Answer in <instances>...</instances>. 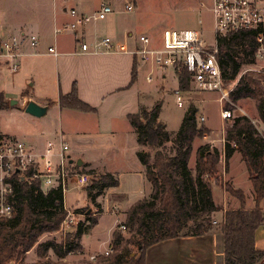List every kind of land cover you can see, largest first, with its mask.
<instances>
[{"label":"crops","instance_id":"obj_1","mask_svg":"<svg viewBox=\"0 0 264 264\" xmlns=\"http://www.w3.org/2000/svg\"><path fill=\"white\" fill-rule=\"evenodd\" d=\"M260 1L264 3V0ZM100 2L101 0H89V2L74 0L72 5L66 6V0H51L49 20L35 19L27 25L28 28L26 25L19 26V31L28 30L30 34H34L38 44L35 48L27 44L21 46L20 56L16 60L18 67L14 71L8 70L6 63L0 61V67H2L0 71L9 73L23 71V75L16 74L23 86L17 87L13 96L0 92L2 101L0 110L15 112L16 116L27 124L23 130L11 136L22 139L33 148H41L45 141L55 140L60 136L69 147L68 163L72 168L95 178L101 174H109L116 179L115 186L103 188L106 193L103 195L105 196L103 202L105 205L107 203L123 205L126 213L132 203L148 198L151 190L144 176V167L136 156V152L143 150L144 147L136 142V135L127 115L137 113L140 107L149 108L152 104L150 93L157 87L163 89V86H150L153 90H148L150 87L146 85V82H150L154 66L140 62L137 56L129 52L102 51L101 49L79 51L76 36H80L82 41L88 44L107 36L114 42L125 43L128 48L134 47L136 36L143 33L136 35L128 23L119 24L114 19L105 17L103 20L82 25L76 32L71 31V34H53L55 26L71 20L68 15L69 8H75L84 14H92L97 10ZM114 11L110 14L115 13ZM8 33L11 31L0 27V35ZM62 35L69 36L65 38ZM70 36H73L75 44ZM147 36L153 45L158 42L159 35ZM47 47H53L56 54L47 52ZM176 73L174 71V74ZM132 74L133 78H131ZM147 74L150 75V80L145 82ZM165 75L162 74L161 77L165 78ZM72 85L75 87L76 97L89 106L90 110L82 111L59 105V94L69 93ZM175 90L181 91L178 89L177 79ZM195 98L191 95L187 96V109L191 106L197 113L203 107L200 103L202 100L197 102L198 98ZM10 100L15 102L9 103ZM28 101L44 107V113L35 117L24 112V106ZM159 111L160 106L157 121L166 131L175 132L176 129H167V123L160 118ZM204 127L207 131L191 142L187 167L191 172L193 171L195 151L199 145L206 143L217 150L216 180L209 181L211 197L216 208L211 213V217L213 215L211 223L214 224L215 229L199 235H180L155 242L145 248L144 264H224L220 223L226 208L238 207V201L225 191L224 184L227 183L232 188L241 190L236 183L241 176L244 184L248 182L252 195L250 202L247 203L241 190L244 196V208L251 209L254 205L253 191L239 153L233 151L221 162L223 137H220V132L215 133L211 125L204 124ZM43 134L45 138H40ZM79 168L89 171H80ZM70 185L74 184L69 182L67 186ZM250 191L248 188V192ZM97 202L104 204L100 197ZM63 206L68 208L65 192ZM258 207L264 214V189ZM56 232L58 230L53 233ZM252 240L253 248L264 252V224L254 230ZM80 246H82L81 243ZM35 256V250L32 247L24 254L23 260L33 262L37 257Z\"/></svg>","mask_w":264,"mask_h":264},{"label":"trees","instance_id":"obj_2","mask_svg":"<svg viewBox=\"0 0 264 264\" xmlns=\"http://www.w3.org/2000/svg\"><path fill=\"white\" fill-rule=\"evenodd\" d=\"M215 41L217 62L224 80L233 78L242 64L253 62L254 40L251 31L216 33ZM176 78L178 89L186 90L189 86L187 72L181 68ZM259 78V75L249 73L241 76L229 92L228 101L234 104L243 98L254 99L257 116L264 122V92ZM229 102H224L223 107L233 109ZM58 103L82 111L91 109L76 97L74 85L69 93L59 94ZM158 109L159 104L155 103L149 110L140 107L137 113L127 115L136 142L152 150L151 153L149 150L136 152L151 190L148 198L135 201L125 213L124 224L131 233L138 256L114 254L107 264H144L147 246L163 239L199 235L212 229L210 214L216 208L209 181L216 180L218 152L206 143L199 145L191 172L187 167L191 142L195 137H201L207 129L203 125L196 126V110L189 106L177 130L169 138V132L157 121ZM166 143L169 146L165 150ZM233 151L239 153L245 166L254 205L251 209H245L241 190L225 183V191L238 201V207L226 208L222 215L223 263L260 264L264 262V252L253 248L252 238L254 230L264 224V214L258 207L264 189V133L259 135L245 116L232 118L224 130L225 159ZM116 184V179L109 174L99 175L91 183L96 189L94 197L104 187ZM61 200L60 191L56 188L42 192L34 183L16 185L14 212L9 218H0V264L9 260L21 262L32 247L37 257L50 250L57 258L79 248L78 242L72 240H39L43 235L58 230L65 214ZM78 236L79 231L76 230L74 239Z\"/></svg>","mask_w":264,"mask_h":264},{"label":"built area","instance_id":"obj_3","mask_svg":"<svg viewBox=\"0 0 264 264\" xmlns=\"http://www.w3.org/2000/svg\"><path fill=\"white\" fill-rule=\"evenodd\" d=\"M133 4L127 2L125 11H131ZM210 14L212 18V31L214 41L206 44L200 37V32L195 29H163L159 35V46L154 47L147 35L136 36V45L128 48L125 43L112 41L104 36L95 42L88 44L76 36L79 51L87 52L90 49H101L102 51L129 52L138 57L143 63L164 69L172 68L175 72L184 69L188 75V81L194 90L215 94V102L219 109L218 120L230 121L234 117V109L224 108L223 103L228 101V94L241 77L240 67L231 79L222 78L217 62L216 33L251 31L253 33L254 50L253 61H264V3L260 0H211ZM111 6L106 2H100L98 8L92 14H84L75 8L68 9L71 17L69 22L59 24L53 28V34H62L76 30L91 21L102 20L112 13ZM23 44L35 48L38 44L34 34L19 31L0 35V61L6 63L8 70L17 69V58ZM47 52L55 55L53 47H47ZM254 62L244 66L243 71L254 69ZM150 80V75L145 76ZM176 105H181V98L175 96ZM230 103V102H229ZM232 106L234 104L230 103ZM240 114L244 112L236 107ZM264 113V108H263ZM239 114V115H240ZM199 121L203 117H198ZM256 132L262 136L264 123L250 120ZM220 126V125H219ZM222 137V136H221ZM223 139V138H222ZM210 147V146H209ZM69 147L67 143L58 136L55 140H47L41 148H33L22 139L15 136L0 135V218H9L14 212L15 187L19 183L36 184L42 192L50 188L60 191L62 198V209L65 211L58 231L63 230L73 222L74 213L63 206V196L67 184L83 186L90 181H95V176L76 171L68 163ZM221 162L224 161L223 147L220 155ZM113 209L110 212L113 214ZM214 222V221H213ZM119 230H124L123 224H118ZM111 248L105 247L100 256H106ZM97 255L90 254L88 259L93 261ZM14 262V261H13ZM12 260L5 264H13Z\"/></svg>","mask_w":264,"mask_h":264},{"label":"rangeland","instance_id":"obj_4","mask_svg":"<svg viewBox=\"0 0 264 264\" xmlns=\"http://www.w3.org/2000/svg\"><path fill=\"white\" fill-rule=\"evenodd\" d=\"M73 1L74 0H66L65 5H72ZM102 1L108 3L112 10H115V13L106 16L107 19H114V21L119 24L128 23L133 33H136V35L137 33H145L146 35L154 34L156 36L160 35L163 29L171 28L181 30L189 28L199 30L200 37L204 43L212 44L214 41L212 18L209 11L211 5L210 0H101V2ZM127 2L133 4V9L131 11L124 10V5ZM50 5L51 0H0V27L8 31L10 30L11 33L15 34L18 33L19 26L26 25L28 28L27 25L35 19L49 20L51 12ZM26 32L29 33L28 30ZM70 32L71 31H68L65 34H71ZM62 36L66 38L69 35ZM70 37L72 38L73 44H75L73 36ZM153 46H159V41ZM246 64H243L240 68V71H242L241 76L248 73L259 75L260 87L264 92V61L254 62V69L243 71ZM1 68L2 67H0V69ZM153 70L154 72L151 75L150 82H146L144 79L147 83L146 85L149 87L161 85L163 89H159L158 87L154 90L152 87L148 88L150 91L153 90L150 93L152 104L146 110H149L155 103L159 104V116L166 121L167 129L177 130L178 123L187 110V96H194L198 98L196 100L197 102L202 100L200 103L203 107V109L194 114L196 126L209 124L215 133L219 134L220 132V137H223L224 130L230 124V121L224 120L220 122L218 120L217 112L219 106L214 100L216 97L215 94L194 90L190 84L186 87V90L176 91L175 86L177 78L172 68L166 67L161 69L154 66ZM16 74L23 75V71L18 73L0 71V92H3L7 96H13L14 90L17 87L23 86L22 81H18ZM162 74H166L165 78L161 77ZM28 81L30 82V80ZM176 95L181 98L180 106L176 105ZM234 104L235 105L232 106L234 114L245 116L249 121L259 119L256 113L254 99L249 97L243 98ZM236 107L240 108L244 114H240ZM199 116H202L204 121H199ZM25 125L27 126L23 120H20L16 116L15 112L0 110V135L11 136L12 134H17L18 131L26 127ZM173 133L174 132H169V138ZM40 138H45V135H41ZM168 146V143H166L164 149L166 150ZM143 147L144 149L147 148L146 146ZM147 150H149V152L152 151L148 148ZM234 163H236L237 166V161ZM108 164L110 165L109 162ZM79 170L89 171L82 168H79ZM239 178L240 180L236 183L243 191L245 199H247L246 202L248 203L252 198L250 186L247 181V183L244 184L241 180V176H239ZM91 182L93 181L83 186L74 184L66 187L65 201L66 206L74 213L73 222L66 226L63 231H58L51 235H43L40 238V240H54L56 242L65 240H72V242L76 241L79 244V248H76L77 250L74 249V251L71 250L72 252H66L65 258L64 256L57 258L48 250L40 255V257L35 256L36 258L33 262H26L22 258L21 262H18V260L13 262L12 260L13 264H33L35 262L38 264H107L109 258L114 254H121L126 257L138 256L131 233L124 224L125 212L123 209L125 206H116L114 203H107L108 205H105L103 202L105 197L103 195H106L105 189H101L98 196L96 195V197H94L96 189L92 187ZM248 188L250 192H248ZM99 197L104 204L101 205L97 202ZM112 209L114 211L113 214L110 213ZM212 218L213 215L211 217L210 214V219ZM118 224H123L125 227L124 230H119L117 228ZM213 225H211L212 229H215ZM76 230L79 231V236L77 239H74ZM113 239H115L116 243H113ZM80 243L82 246H80ZM105 247L111 248L110 253L106 256H100V252H102ZM89 254H95L97 257L95 260L91 261L88 259Z\"/></svg>","mask_w":264,"mask_h":264},{"label":"water","instance_id":"obj_5","mask_svg":"<svg viewBox=\"0 0 264 264\" xmlns=\"http://www.w3.org/2000/svg\"><path fill=\"white\" fill-rule=\"evenodd\" d=\"M13 102H15V101L10 100L9 103H13ZM44 111H45L44 107L39 106V105L33 103L32 101H28L24 106V112H26L32 116H35V117L42 115L44 113ZM76 164H79V162H76Z\"/></svg>","mask_w":264,"mask_h":264}]
</instances>
